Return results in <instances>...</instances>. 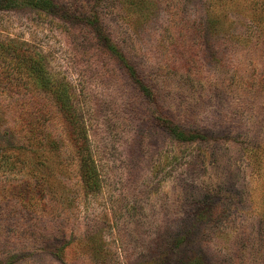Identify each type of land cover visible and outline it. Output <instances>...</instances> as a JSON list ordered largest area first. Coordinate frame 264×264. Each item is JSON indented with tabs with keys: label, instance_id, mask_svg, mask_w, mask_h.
<instances>
[{
	"label": "rangeland",
	"instance_id": "obj_1",
	"mask_svg": "<svg viewBox=\"0 0 264 264\" xmlns=\"http://www.w3.org/2000/svg\"><path fill=\"white\" fill-rule=\"evenodd\" d=\"M12 3L0 37L74 91L99 184L41 83L1 72L0 264H264V0Z\"/></svg>",
	"mask_w": 264,
	"mask_h": 264
},
{
	"label": "trees",
	"instance_id": "obj_2",
	"mask_svg": "<svg viewBox=\"0 0 264 264\" xmlns=\"http://www.w3.org/2000/svg\"><path fill=\"white\" fill-rule=\"evenodd\" d=\"M16 0H0V11L5 10L9 5L13 4ZM32 4L39 7L46 8L45 4L50 3V0H29ZM51 6V5H49ZM0 50L9 55L11 58L10 62L16 61L19 63L20 67V77L15 75L14 69L11 66V63L5 59L1 61L2 68L0 73L4 72L3 80L5 82H11V80H24L22 79V70L25 69L32 74L43 86V89L50 94V97L53 98L54 102L57 104V107L60 111L61 117L63 118V123L65 124V129L71 141L73 147L75 148L76 153L80 159V171L83 177V183L91 188H97L99 184V176L97 173V167L95 165L92 152L90 150V145L88 144L87 133L82 125V120L79 112L76 110L73 96L74 91L70 89L68 83H65L62 79H52L47 68V62L45 55L41 50L33 49L28 43L21 40H15L11 38H2L0 37ZM131 68V67H130ZM22 69V70H21ZM132 78L136 82L140 91L143 95L150 101V104L154 107L155 115L158 120L166 127L169 132L178 140L186 141L193 139V133H186L169 115L163 113L162 109L158 105L159 97L155 86L152 80L149 78L143 77L135 73L133 70H130ZM24 118L28 122L22 121L25 127V133L29 138H39L43 140L46 136L44 134H38L34 136L33 124L31 123V118L27 115H24ZM41 185V182L39 183Z\"/></svg>",
	"mask_w": 264,
	"mask_h": 264
}]
</instances>
